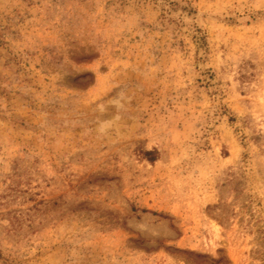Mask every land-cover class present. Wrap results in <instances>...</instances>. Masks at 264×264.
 <instances>
[{
	"label": "rangeland",
	"instance_id": "obj_1",
	"mask_svg": "<svg viewBox=\"0 0 264 264\" xmlns=\"http://www.w3.org/2000/svg\"><path fill=\"white\" fill-rule=\"evenodd\" d=\"M0 264H264V0H0Z\"/></svg>",
	"mask_w": 264,
	"mask_h": 264
}]
</instances>
